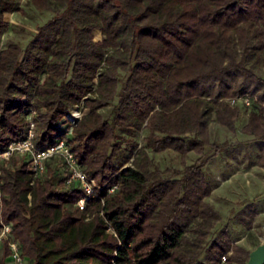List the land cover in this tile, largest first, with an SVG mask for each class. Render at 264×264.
Returning a JSON list of instances; mask_svg holds the SVG:
<instances>
[{"label":"trees","instance_id":"trees-1","mask_svg":"<svg viewBox=\"0 0 264 264\" xmlns=\"http://www.w3.org/2000/svg\"><path fill=\"white\" fill-rule=\"evenodd\" d=\"M28 1L52 17L25 47L0 46V150L26 137L35 113V145L64 139L98 188L80 212L84 191L67 183L60 159L42 177L24 158L2 163L0 229L12 231L0 264L10 240L29 264H246L251 252L226 228L208 240L222 217L206 201L204 169L221 150L211 124L236 134L241 103L229 99L244 96L253 103L241 132L256 138L264 167V75L255 71L264 0ZM18 10L19 0H0V44L5 15ZM81 104L88 113L70 133L65 117ZM144 130L138 147L132 137ZM208 147L209 157L186 163ZM165 151L180 154L182 170L160 169L151 153Z\"/></svg>","mask_w":264,"mask_h":264},{"label":"rangeland","instance_id":"rangeland-1","mask_svg":"<svg viewBox=\"0 0 264 264\" xmlns=\"http://www.w3.org/2000/svg\"><path fill=\"white\" fill-rule=\"evenodd\" d=\"M51 17V13L37 10L28 0H19V10L5 15L9 26L2 36L0 46L16 42L25 47L37 33L38 28ZM94 36L96 40L102 38L100 31H95ZM255 71L264 75V64L256 65ZM252 100L250 105L241 104V117L237 122L236 134L216 122L211 124L212 142L220 145L221 150L219 155L211 159L204 169L212 188V193L206 201L222 217L221 221L216 223L208 240H212L221 229L226 228L232 244L239 245L250 252L256 248L257 243L264 242V167L259 165L261 154L256 138L241 132L247 122ZM111 109L112 106H108L101 110L104 117H110ZM147 133L144 130L132 137L138 147L144 144L143 139ZM129 151L130 147L126 146V153ZM213 153L214 150L208 147L203 156L190 154L186 163L194 164L199 159H206ZM151 155L162 171L183 169L180 154L175 151L151 153ZM13 158L15 161H20L23 156L18 154ZM7 162L4 160L1 164ZM164 177L177 178L170 173H164ZM4 251V245L0 244V257L4 255ZM233 255V250H230L226 258ZM201 259H204V254ZM224 261L223 258L221 264H227ZM29 263V260L25 259V264ZM6 264H11L9 258Z\"/></svg>","mask_w":264,"mask_h":264},{"label":"built area","instance_id":"built-area-1","mask_svg":"<svg viewBox=\"0 0 264 264\" xmlns=\"http://www.w3.org/2000/svg\"><path fill=\"white\" fill-rule=\"evenodd\" d=\"M251 97H236L229 99L232 106L238 103L250 105ZM88 113V109L82 104L71 110L65 119L70 125V133L73 127L77 126L82 117ZM35 113L28 116V126L26 129V137L21 140L11 142L5 150H0V165L1 162L9 161L14 155L20 154L28 163V169L34 177H42L47 169V162L51 158L60 159V170L65 176L68 184H76L84 191L83 196L78 200L77 207L80 212L85 211L88 202L97 193L98 185L96 181L90 178L81 168V165L75 158L70 147L64 139H59L54 144L46 147H37L34 143L35 135V121L33 119ZM1 173V171H0ZM117 186L110 189L113 191ZM12 226L10 224H3L0 229V244L5 240L10 239ZM9 247L11 255L9 260L11 264H25V257L22 255V248L19 242L10 240Z\"/></svg>","mask_w":264,"mask_h":264},{"label":"water","instance_id":"water-1","mask_svg":"<svg viewBox=\"0 0 264 264\" xmlns=\"http://www.w3.org/2000/svg\"><path fill=\"white\" fill-rule=\"evenodd\" d=\"M247 264H264V242L251 251Z\"/></svg>","mask_w":264,"mask_h":264},{"label":"crops","instance_id":"crops-1","mask_svg":"<svg viewBox=\"0 0 264 264\" xmlns=\"http://www.w3.org/2000/svg\"><path fill=\"white\" fill-rule=\"evenodd\" d=\"M102 38L98 39V40H101Z\"/></svg>","mask_w":264,"mask_h":264}]
</instances>
